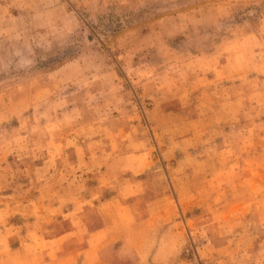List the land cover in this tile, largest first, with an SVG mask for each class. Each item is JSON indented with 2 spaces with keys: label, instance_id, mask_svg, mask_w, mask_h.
<instances>
[{
  "label": "rangeland",
  "instance_id": "1",
  "mask_svg": "<svg viewBox=\"0 0 264 264\" xmlns=\"http://www.w3.org/2000/svg\"><path fill=\"white\" fill-rule=\"evenodd\" d=\"M96 243L264 264V0H0V264Z\"/></svg>",
  "mask_w": 264,
  "mask_h": 264
},
{
  "label": "crops",
  "instance_id": "2",
  "mask_svg": "<svg viewBox=\"0 0 264 264\" xmlns=\"http://www.w3.org/2000/svg\"><path fill=\"white\" fill-rule=\"evenodd\" d=\"M93 220L100 222L101 220L98 217H89L88 221ZM93 222H91L86 228L88 233L90 234V236H94L96 237L97 235L101 234L103 231L106 232V234L104 235L105 238H102L103 240H109L110 238V231L109 229H107L108 227H105L103 221L100 223L99 226H97V228H92ZM103 245H99V244H93V245H86L85 247H83L80 251V255L81 258L79 259V263L78 264H87V263H92V260L90 259L89 254H93L95 253L97 256L101 253L102 249H103ZM19 249L17 247H13V248H9V250H5L4 254L1 256V260L5 261V264H19V261H25L27 260V258H25L24 254L20 255L19 253ZM27 256H29L28 259L31 260V254H28ZM51 257L46 258L45 262L46 264H49V262H51ZM120 264H124V263H120Z\"/></svg>",
  "mask_w": 264,
  "mask_h": 264
}]
</instances>
